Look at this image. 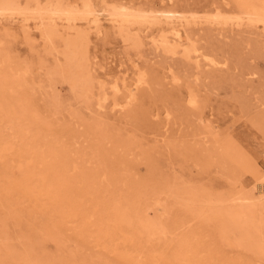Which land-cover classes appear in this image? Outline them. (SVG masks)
<instances>
[{
  "label": "rangeland",
  "instance_id": "374dc122",
  "mask_svg": "<svg viewBox=\"0 0 264 264\" xmlns=\"http://www.w3.org/2000/svg\"><path fill=\"white\" fill-rule=\"evenodd\" d=\"M112 1L113 3H129L134 7L140 6L143 8L144 6L145 8H159V6H165L162 4L167 5L172 3L168 2L169 0H161L162 3L160 0H105L107 3H112ZM227 1L228 0H173V3L177 6H180L181 4V6L186 9H191L198 12L199 15L207 16L213 14L214 11L216 12L218 8L222 11L232 10V8H234V1ZM230 1L231 3H229ZM107 22L108 21H104V31L102 34H96L94 29L90 33L91 43L89 51L94 74L109 83L114 77L124 76L121 75L122 73L126 74L128 82H132L137 77L136 75L138 70L135 66L136 63L138 64V67L148 71L149 73L148 86L145 85L143 88L141 87L142 89L140 88V90L137 92V100L128 106L127 109L120 112L113 110L110 104H108L107 108L105 109H99L97 106L89 108L81 102L71 100V88L66 82H59L57 84V92L60 93L61 99L63 100L62 105L58 108L52 107L47 98H49L53 91L51 89H48L47 92H42L39 90L40 83L45 77V71L39 66V62L41 58H46L49 63L55 62V59H57L56 52L52 55H47L45 51H42L45 50L44 42L42 40L40 31L34 27L33 22L29 23V26H24L20 21H0V42H2L4 48H6V51L2 50L3 52H0V65L3 60L2 58L4 57L3 55H6L8 58L7 62L9 64H24L31 68L30 74L25 76V79L28 81L27 88L29 87V91H32L29 92L31 97V106L37 110L39 116L49 121V132L52 131L50 136L55 137L56 139L58 138L59 141H56L62 142L64 145H66L69 157L71 159H76L79 162V170L82 174H85L86 172L92 173V170L107 169L105 176H102V178L99 180V184L95 185L93 192L95 196H93V200L96 202L103 200V203H105V201L108 199V189L116 194L114 191L120 193L119 190L120 188L122 189L125 187V183L127 186H135V183H147L151 181L152 183L155 182L156 184L168 182L170 184L177 185L178 188L181 186L185 187V185H187L186 187H194L195 189L204 190L206 193L211 192L212 194H215L213 193L215 190L217 193L228 194L234 189L233 192L235 193L245 192L246 194L250 195L251 200H255L256 202L261 201L259 198L260 195L257 193V188L255 187L254 183L256 182V179L257 181L264 179V106L261 107L264 105V44H262L264 42V36H262L264 35L263 27L259 25L260 27L257 26L256 28L247 24L243 26H233L230 24L231 27L229 24L228 26L225 25L224 27L218 24H211V26L208 22L197 25L191 24V26L187 28V33L193 40H196L198 46H201V49L205 48V51L208 50L211 52L210 49H212L213 52L217 51L218 53H212L215 56L218 55L217 57L222 60L224 58L226 59L224 60L228 65H224L225 69L223 66V69L220 67L219 70V67H217V69L203 65V60L201 62L202 65L200 67H196L194 66V61L192 63V61L183 58L181 54H167L161 49H157L156 47L154 48V45L152 46L153 43L151 44L152 41L150 40L153 33L156 35L161 32L158 26L150 28V32H148V30H146V32L139 29L142 31V33H139L144 36L143 37L141 35L144 39V49L142 47V50L139 52V54L136 51H132L133 49L129 48V43L124 40V37L120 35L117 30H115L109 24V22ZM27 28H29L30 34L27 32ZM227 28H229L228 32ZM209 29H212V31ZM224 29L226 31H224ZM231 29L233 32L235 31L238 33H233ZM258 29L260 32L257 31ZM201 30H204L205 32L203 33ZM251 31L252 33L253 31L257 32V38H259V40L255 36L256 33L254 32V35L251 33ZM204 34H207L206 38ZM233 34L235 36H233ZM209 35H211V37ZM237 35L240 37L237 38ZM242 36L247 37L243 38ZM210 38H213L214 40H210ZM206 41L208 42L206 43ZM204 42L205 44H203ZM209 43L212 44L209 45ZM199 44H203L205 47ZM255 45L256 47H254ZM258 46L259 48H257ZM246 49L247 51H244ZM169 60H171V62ZM236 60L237 62L239 60V62L237 63ZM179 65H181L180 68ZM202 69L205 70V72L203 71L204 74L201 73ZM226 69H229V71L231 70V72L228 71L227 74H225L227 71ZM189 73L194 75H187ZM173 74L177 75L180 80H172L174 76ZM184 76L187 78L191 76L189 78L190 81ZM187 84L189 86H187ZM191 89L197 91L199 98L201 99L200 105L197 108H193L191 106L189 107L187 102L189 96L188 93ZM40 91L41 93H39ZM44 112L46 114H44ZM167 117L168 119H166ZM99 127H102L101 129L103 132V135H101V142L98 139V134L102 133L98 132ZM12 129L15 128L9 127V124L6 123V120L2 118V122H0V138L4 139L5 137L8 138L10 136L8 139H11L15 137L17 132ZM105 135L107 136L106 139H104ZM229 145L233 148V151L230 153H233L237 157L240 169L244 170L241 172L239 177L236 176V180L231 178V173L227 171L228 167L224 166L217 159L214 152L215 149L219 148V146H221L219 148V150H221L223 148L225 149ZM198 150L200 152L196 153ZM140 152L144 154L145 157H147L146 160ZM132 153L134 154L133 158ZM139 154L140 156H138ZM129 156L131 159H129ZM136 157L138 159H136ZM155 157L157 158L154 159ZM17 158L18 157L14 156V154H8L5 158L0 157V181L20 180L21 170L19 169V161ZM127 159L128 161H126ZM214 159L216 160V163L213 161ZM142 160L143 162H141ZM124 162H126V164H124ZM142 163L146 164V166H149L147 168V170H150L149 175L146 172V166ZM178 163H180V165H177ZM209 163L213 167L210 165L208 166ZM123 166H125L126 169ZM202 167L204 169H202ZM187 168L190 171L185 170ZM132 170L138 173L139 176L138 174L133 173ZM192 172L197 176H195ZM172 174L175 177H173ZM146 175L147 177H145ZM225 176L227 177V180ZM200 182H203L204 184L206 183L205 187L204 184H201ZM206 185H210L209 188L211 189L207 188ZM241 186H243V188H241ZM212 189L214 191H211ZM206 190L210 191L207 192ZM20 193L22 194L23 192H20L19 190L7 191L3 190L2 188L0 189V246L4 249L7 247L10 248L11 253L13 254V256L9 255L6 257L7 259H4L5 263L3 264H19L20 259L25 256V254H29L27 257L28 259H24L26 262H28V264H43V262L46 264V261L47 264H62L63 261V264H107V262L109 264H116V262H118L117 264H128L125 261H119V257L109 250L108 252L106 249L99 248L94 243V231V233H90L85 228L77 227L74 222H62L59 218V214L54 210L51 204H49L50 200L45 196L44 198L41 197L40 200L35 201L34 199L29 200L24 193V196ZM116 197H118V194ZM127 197L128 199L126 200L129 202L130 197L128 196V193L126 195V198ZM166 197H168V194H162V201L167 203L171 202L172 198H169V196L167 199H165ZM132 198L134 199V197ZM10 209L12 213L10 212ZM174 210L177 212L178 209L174 208ZM38 211L40 213H38ZM23 212L26 213L24 214ZM149 212V217L151 218L152 216L153 218L156 217L155 215L160 213L162 216H165V214H162V209H151ZM180 212L181 210L178 211V213ZM12 215L15 216V218H17L21 223L24 221L23 224L25 223V225L23 226V224L17 222L15 218L11 219ZM261 215L264 219V211L261 213ZM48 221L52 223H48ZM21 227H24L23 230H21ZM189 229H200V225L197 220H189V222H187L185 226L181 228L180 235H185V232ZM24 230L27 232H24ZM52 230L54 231L52 232ZM203 230L205 232L203 233L204 235H209L207 239H209L210 234L212 235L214 233L212 226H204ZM47 231L51 233L49 234ZM208 232L210 233L207 234ZM71 236H76L77 238L73 237L72 240ZM33 237L37 238L33 239ZM40 239L41 242L39 241ZM172 241L174 242L175 239ZM43 242L47 245H43ZM158 242L160 241L155 240L151 243L143 242V244H145V247L142 245L143 249L146 252L150 251V254L152 253L153 249L158 250L156 252L160 254L165 252L163 254V256H165V263L162 264H174L172 250L168 248H163L164 250L161 249L163 246L161 247L160 245H163V243L160 242V244ZM76 243L81 248L77 246ZM212 246L213 249L217 248L219 250L218 255L223 256L227 258L228 261H230L228 264H264V257H257L253 255V253H251L248 249L246 250V248L242 246H239L240 249L234 245H231L230 247V245L227 244L215 245V243H212ZM220 246H223L224 248H221ZM34 247H36V249ZM46 247L50 248L48 249ZM225 247L228 248L225 249ZM90 249H92V252ZM94 253H99V255L97 256V254H95L96 256H93ZM102 254L103 256H106L104 259H102ZM110 254H112V256ZM43 257H46V259ZM111 258L115 263L112 262ZM145 261L146 264H153L151 260L149 261L148 256L145 257ZM179 263L184 264L182 261L178 262L177 264ZM132 264L142 263L135 262Z\"/></svg>",
  "mask_w": 264,
  "mask_h": 264
},
{
  "label": "bare ground",
  "instance_id": "6f19581e",
  "mask_svg": "<svg viewBox=\"0 0 264 264\" xmlns=\"http://www.w3.org/2000/svg\"><path fill=\"white\" fill-rule=\"evenodd\" d=\"M232 1H234V8H232V10L222 11L218 8L217 11L216 12L214 11L213 14L205 16V15H199V13L194 10L186 9L182 7L181 4L180 6H177L173 3V0L168 1L172 3L167 4V5L162 4L165 6H161V7L159 6V8H155V7L145 8V6L144 8L140 6L134 7L132 4H129V3H113V1L112 3H107L105 2V0H0V21H3V20H7V21L9 20L10 22L20 21L21 24L24 26H29V23L33 22L34 27H36L40 31L42 40L44 42L45 50H42V51H45L47 55H52L56 52L57 59H55V62L49 63L46 60V58L44 59V58H41L40 56L41 58L39 62L40 65L38 64L45 71V77L43 81L40 83L39 90H41L42 92H47L48 89L49 90L51 89L53 91V93H51L49 98H47L50 104L52 105V107L58 108L62 105L63 100L61 99L60 93L57 92V84L59 82H66L69 84L71 88V91H70L72 93L71 100H76L78 102H81L86 107H89V108L93 106H97L99 109H105L107 108L108 104H110L113 110H115L116 112H120V111H124L125 109H127L128 106H130L133 102L137 100L138 98L137 92L140 90L141 87L143 88V86L145 85L148 86L149 73L148 71L138 67V64L136 63L135 66L137 67V70H138L137 75H136L137 77L133 81L131 80L132 82H128L126 74H122V73L121 75H124V76L114 77L113 80L109 83L101 79L100 77H97L93 71V66L91 62L92 60H91L90 51H89L90 43H91L90 33L93 29L96 34L98 35L102 34L104 31V27H103L104 21L105 22L108 21L109 24L115 30H117V32L120 35L124 37V40L129 43V46H130L129 48L133 49L132 51H136L139 53L142 50V47L144 46L143 45L144 36L139 33V32L142 33V31H140L139 29L144 30V31L148 30V32H150L149 31L150 28L158 26L161 32L156 35L153 33V35H151V40H150L152 41L151 44L153 43L152 46L154 45V48L156 47L157 49H161L164 53H167V54H172V55L181 54L183 58L192 61V63L194 61L195 62L194 66L196 67H200L202 65L201 62L203 60L204 61L203 65L214 67V68L219 67V70H220V67L221 69H223L222 66L224 67V65L227 64V62L225 61L226 59L224 58L225 60L224 59L222 60L217 57L218 55L215 56L213 53H218V52L217 51L213 52L212 49L210 48L209 49L211 50V52H209L208 50L205 51L206 50L205 48H204L205 50L203 48L201 49L200 48L201 46H198L196 40H193L191 36L188 35L187 28L191 26V24L197 25V24H202V23L204 24L205 22H208L210 25L218 24V25H222L223 27L225 25L228 26V24L229 25L231 24L233 26H243L247 24L249 26H253L257 28V26L261 25L264 29V0H232ZM229 3H231V1ZM214 6H215V3H214ZM228 29L229 28H227V32H228ZM201 31H203V33L205 32L204 30H201ZM210 31H212V29ZM224 31L226 30L224 29ZM257 31L260 32L259 29ZM27 32L28 34H30L29 28H27ZM254 32L255 31H253L252 33L251 31L252 34H254ZM235 33H238V32H235ZM255 33L256 35L255 34L254 35L257 38V32ZM206 35L204 34L205 38H206ZM239 35H237V38L240 37ZM246 35H249V34H246ZM209 36L211 37V35ZM233 36L235 35L233 34ZM246 37H243V38H246ZM195 39H198V38H195ZM211 39L213 38H210V40ZM257 39L259 40V38ZM207 42L208 41H206V43ZM203 44H205V42ZM203 44H199V45H202L205 47V45ZM210 44L212 43H209V45ZM232 44H233V41H232ZM262 44H264V42ZM0 45H1L0 52L6 51V48H4V45L2 42H0ZM104 46H108V45H104ZM254 47H256V45ZM257 48H259V46ZM244 51H247V49ZM3 56L4 57L2 58L3 60L0 65V122H2V118L5 119L6 123L9 124V127L15 128L12 130L16 131L17 134L15 137H13L12 136L13 134H12L11 136L13 138L11 139H8L10 137L9 135H8L9 136L8 138L7 137H5L4 139L0 138V157L5 158L8 154H14V156L18 157L17 158L19 161L18 166H19V169L21 170V175H20L19 181L17 180L16 181L15 180L2 181L1 180L0 189L2 188L3 190H7V191L9 190L18 191L19 190L20 192H23L25 196L28 197L29 200L34 199L35 201L40 200L41 197L44 198L45 196L46 198L50 200L49 204H51L54 210L59 214L60 216L59 218L62 222H67V221L69 223L74 222L77 225V227L85 228L90 233L94 231L95 232V233L93 232L94 233L93 234L94 243L99 248L106 249V251L109 250L110 252L116 254L119 257V261L120 260L125 261L128 264H132L135 262L146 264L145 257L147 256L149 257V261L151 260L153 264L165 263V256H163L165 252L164 253L162 252L163 254H160L156 252L158 250L153 249L152 253L150 254V251L146 252L143 249V246L145 247V244H143V242L151 243L155 240H158L163 243V245H160L161 247L163 246L161 249L168 248L172 250L174 264H177L180 261H182L184 264H228L230 263V261H228L227 258L218 255L219 250L217 248L213 249L212 243H215V245H219V244L226 245L227 244V245H230V247L231 245L232 246L234 245L235 247L242 246L246 248V250L248 249L251 253H253V255L257 257H264V219L261 215V213H263L264 211V179L263 180L261 179L258 181L256 179V182L254 183L255 187L257 188V193H259L260 195L259 198L261 201H258V202H256L255 200L254 201L251 200L250 195L246 194L245 192L243 193L233 192L234 189L232 190V192L229 191L230 193L228 194L227 193H217L215 192L216 190L214 191L212 189L211 191H214L213 193H215V194H212L211 192L206 193L204 190L195 189L194 187L193 188L186 187L187 185L183 187L180 184V186L182 187V188L180 187L181 188L180 189L177 187V185L170 184L168 182L156 184L155 182L152 183L151 181L147 183H140V182L135 183V186H129V185L127 186V184L125 183V187L122 189L120 188L119 190L120 193H117V191H114L116 194H114L111 190L108 189V193H107L108 199L105 201V203H103V200H99L96 202L95 200H93L94 199L93 196H95V194H93L94 188H95V185L99 184L100 178H102V176H105V174L107 173V169H104L105 171L103 169L92 170V173L86 172L85 174H82L80 172L79 165H78L79 162L76 159H71L69 157L68 149L66 148V145H64L62 142H58L59 141L58 138L56 139L55 137L50 136L51 135L50 133L52 131L49 132L50 130L49 121L39 116V113L37 112V110H35L31 106V97H30L29 92H32V91L31 90L29 91V87L27 88L28 81L25 79V76L30 74L31 68L24 64L11 65L7 62L8 60L7 56L6 55H3ZM128 60H129V57H128ZM171 60L169 61L171 62ZM180 66L181 65H179V68ZM204 69H202V72H201L203 74L205 72ZM226 70L227 71L225 74H227L229 69H226ZM229 72H231V70ZM187 75H192V74L189 73ZM190 77L191 76H189V78ZM189 78H187V80H189ZM172 80L178 81L180 79L177 75H174ZM187 86L189 85L187 84ZM41 91L39 93H41ZM188 95L189 96H188L187 102L189 104V107L190 106L193 108L199 107L201 99L199 98L198 92L191 89ZM263 106L264 105H262L261 107ZM44 114L46 113L44 112ZM166 119H168V117ZM101 128L102 127L98 128L99 129L98 132H102ZM98 135H99L98 139L101 142V135H103V132ZM106 138L107 136L105 135L104 139ZM63 139H64V136H63ZM220 147L221 146H219V148ZM219 148L215 149L214 151L215 156L224 166L228 167L227 171L231 173V178L233 180H236L237 179L236 176L239 177L241 172L244 170L240 169V165L238 163L237 157L233 153L232 154L230 153L231 151H233V148L230 145L226 147L225 149L223 148L219 150ZM198 152L200 151L198 150L196 153ZM129 155H130V151H129ZM132 155L131 156L133 158L134 154L132 153ZM142 155L144 156V154ZM212 155H213V152H212ZM138 156H140V154ZM137 157L136 159H138ZM157 157H158V154H157ZM157 157H155L154 159H156ZM146 158L147 157H145V160ZM129 159H131V157ZM126 161H128V159ZM213 161H215L216 163L215 159ZM141 162H143V160ZM124 164H126V162H124ZM199 164L202 165L201 163ZM144 165L146 166V164ZM177 165H180V163H178ZM209 165L210 163L208 164V166ZM140 166H141V163H140ZM148 167L149 166L145 167L146 170ZM202 169L204 168L202 167ZM185 170H189V169L187 168ZM149 171L150 170L146 171L148 175L150 174ZM124 173H127V172H124ZM133 173H136V172L133 171ZM194 175L197 176L196 174ZM145 177H147V175ZM140 178H141V175H140ZM226 180H227V177H226ZM205 184H204V187H205ZM210 185L209 186L206 185L207 188H209ZM241 188H243V186H241ZM81 189L83 192L81 191ZM126 192L128 193V196L130 197L129 202L128 200H126L128 199V197L126 198V195H127ZM117 194H118V197H116ZM162 194H168V197L170 196L169 198H172L171 202L169 203L163 202ZM132 197H134V199ZM168 197H166L165 199H167ZM174 208L178 209L177 212H175ZM151 209H154V210L162 209V214H165V216H162L160 213V214L155 215L156 217L153 218L152 216L151 218L149 217V213H150L149 211ZM179 210H181L180 213H178ZM10 212H11V209H10ZM38 213L40 212L38 211ZM36 214H37V211H36ZM43 217H44V214H43ZM12 218H15V216L12 215L11 219ZM15 219L17 220V222H20L18 221L17 218ZM192 219L197 220V222L200 225V229H189L185 232V235L183 236L180 235L181 228H183L185 224L189 222V220L191 221ZM49 221L48 223H52ZM23 222L22 223L20 222V223L23 224ZM24 225L25 223L23 224V226ZM204 226L205 227L212 226L214 229V233L212 235L210 234L209 239H207L209 235L207 236L203 234L205 233L203 230ZM23 228L21 230H23ZM58 228H61V227H58ZM25 230L24 232H27ZM54 230H52V232ZM209 233L210 232H208L207 234ZM71 237L73 240V237H76V236H71ZM34 238H37V237H33V239ZM174 239L175 241L173 242L172 240ZM39 241L41 242V239ZM72 242H75V241H72ZM45 244L43 242V245ZM220 247L222 248L223 246H220ZM228 247H225V249ZM34 248L36 249V247ZM156 248L159 249L158 247ZM70 249H73V248H70ZM238 249H240V247ZM90 250L92 252V249ZM99 253L98 254L94 253L93 256H96L95 254H97L98 256ZM9 255L13 256L10 248L7 247L4 249L3 247L0 246V264L5 263L4 261L7 259L6 257H8ZM104 255H107V254H104ZM110 255L112 256V254ZM28 256L29 254H25V256L22 257L23 260L27 258ZM101 256H103V254ZM104 257L106 256H103L102 259H104ZM22 258L20 259L19 264H28V262H26L25 260L23 261ZM169 258H172V257H169ZM44 259H46V257ZM95 261H96V258H95ZM112 262L114 261L112 260ZM44 263L45 262H43V264ZM117 263L118 262H116V264ZM46 264H47V261H46ZM107 264L109 263L107 262Z\"/></svg>",
  "mask_w": 264,
  "mask_h": 264
}]
</instances>
